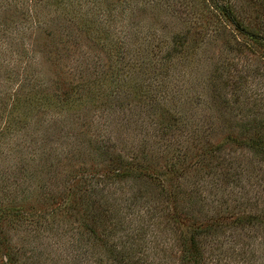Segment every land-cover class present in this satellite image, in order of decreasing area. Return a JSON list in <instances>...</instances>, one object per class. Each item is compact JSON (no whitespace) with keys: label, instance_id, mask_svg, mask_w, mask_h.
I'll return each mask as SVG.
<instances>
[{"label":"trees","instance_id":"trees-1","mask_svg":"<svg viewBox=\"0 0 264 264\" xmlns=\"http://www.w3.org/2000/svg\"><path fill=\"white\" fill-rule=\"evenodd\" d=\"M53 1L57 3L61 11L54 17L49 14V18L44 19L40 14L42 10L39 8L41 6L39 3L42 2L39 0H0V33L11 35L10 39L0 38V55H10L15 58L21 56L22 52L29 50L26 49V44L29 45L31 41L30 38H27V42L21 40L22 31L31 36L35 27L43 28L45 33L41 40L39 39L38 46L42 47L48 59L53 58L51 61L58 78V83L56 87L54 86L55 91L46 93V91L43 92L44 88L42 89L43 94L37 96L42 84L36 79L35 69L26 66L21 69L17 68L18 60L16 59H13L16 61V64H13L14 68L9 66L11 64L0 61L5 66L7 65L4 70L6 71L5 81L2 83L10 85L16 81L11 93L5 90L4 96L0 95V116L6 120L4 127L0 129V135L8 133L13 122L21 124L17 121H20L22 116L25 117L33 103L35 107L45 101L48 106L68 108L71 105H78L81 99L93 98L95 93L101 96L100 106H97L101 110L99 122H105L108 115H120L130 107V104L131 108H134L137 102H142L144 110H147V106H151L154 107L153 109L166 111L167 104L164 105L165 107L163 104L168 102L167 97L174 99L166 88H170L172 92L175 91L168 84L166 85L162 75L167 72L168 68L170 69L171 65H174V57H189L193 53L194 46L203 40L202 35L206 33L210 35L212 29L214 33H220V23L223 30L229 29L227 33L231 39L235 40V44L244 45L243 50L247 49L264 62V0H247L246 5L249 7L251 16L246 17L239 14L238 7L233 0H188L187 2L183 0L180 2L183 5V11L178 8L179 5L177 6L175 0H143L144 4H151L152 7H156L158 3L163 5L161 7L165 9L163 8L162 11L167 14L176 9V18L182 22L185 21L181 19L182 15L179 13L186 12L189 14L190 21L185 22L182 28L174 32L172 36H165L164 41L161 40L163 45L155 42L150 47L148 46L149 48L147 47L150 49L147 51L150 56L156 58L150 74H144L145 77H142L141 70L140 72L134 70L128 79L137 80L121 83V79L119 81L117 78L124 76L120 75L121 67H118V64L125 59L124 52L119 47L132 40L131 38L140 39L142 37L133 36L131 30L126 31L121 24L116 25L115 22L123 18L126 13L129 17L133 16L131 5L134 0ZM16 9H19L21 17H24L27 22L19 30H17L19 25L15 20L18 16L13 13ZM72 13L76 14L72 17ZM194 24L200 27L191 31V26ZM54 26L57 27L56 30H53ZM73 27L77 28L90 43L103 41L100 49L106 55L105 63L107 64L105 68L98 66L100 76L110 77V80H115L117 85L124 86L123 88H132L134 92L131 97L127 99L124 95H117L109 98L112 92L110 94L101 92L100 88L95 90L100 76L96 77L93 82L92 79L85 78L83 74L80 78L84 79L80 81H77L79 79L75 75L71 78L66 77L67 74H71L72 69L66 68L60 62L62 56L67 57V52L64 50L72 37ZM212 35L217 36V34ZM238 36L241 40H237ZM75 39L77 38H73L74 43H76ZM211 39H213L212 45L219 44L217 38L212 37ZM105 40L107 43L110 42L108 46ZM230 49L232 47L228 48L229 51ZM236 49L240 51V47ZM34 54H37V51ZM97 58H99L98 55ZM107 67L108 70H106ZM227 69V67L221 68L220 62L215 63L210 76V80L219 83L213 87L212 101L217 111L221 113L223 109L224 111L229 110L235 103L237 105L240 103L237 97L241 95V89L235 85L237 77L230 74V71L226 72ZM223 72L227 73L225 81H221ZM8 87L10 86H7V89ZM225 87L228 88L225 90ZM244 93L248 96L246 91ZM142 97L145 100H142ZM246 109L249 112L254 111L253 103ZM110 112H112L111 115ZM260 113H258L259 116L255 115L247 119L240 131H234V125L227 122L225 125L227 134H224L223 140L217 142L204 140L203 144H200V141L192 139L194 141L192 144L200 145L201 148L197 150L199 152L196 155L186 160L183 159L179 165H176L174 161H172L173 164L166 161L160 167L157 164L165 158L169 151L168 147L171 145L165 129L167 126L174 125V122H165L161 115L157 117L153 114L157 125L151 136L152 139L157 136L155 142L152 139L140 140L131 154L120 152L110 136H102L101 140L96 141L95 144L92 143L90 148V153L95 158L94 169L92 171L87 167L69 169L66 174L67 184L64 185L62 192L57 194L56 200L42 199V207L36 209L35 205H30L27 209H22V207L15 208V205H9V198H2V203H0V264H45L48 260L50 264H87L85 261L87 257H90L88 264H145L146 259L139 257L138 250L134 249L131 232L136 231V233L143 234L144 226L143 223L140 226L139 221L142 217L135 215V211L139 210L134 211V208L140 205L139 209H141L145 204L147 209H155L153 207L155 201L159 204L165 202V212H163L164 209L158 212L166 214L167 218L181 229L178 235L179 250L175 253L178 264H223L222 261L233 262L230 258L239 264H246L251 258L245 253L252 249L259 235H264V188L261 189L264 185L262 172L264 113ZM168 117L176 119L178 116L170 114ZM90 141L88 138L86 143ZM227 148L230 150L227 153L228 157H225L227 154L223 156V150ZM238 149L246 157L245 162L230 168L232 158L229 156ZM67 155L74 156L73 153ZM183 158H186V155H183ZM255 160L257 163L260 162L258 165L260 174L252 170ZM190 168H194L195 173L189 178L187 172ZM51 169L50 165L46 168L47 171ZM86 169L89 171L87 172ZM201 169H207V171L204 173ZM205 176L209 177L211 185H203ZM124 180L135 182L140 186L133 195L131 193V197H119L114 193L112 196L106 191L112 182ZM250 180H255V184L247 182ZM142 181L150 184L147 189L141 188L144 185ZM216 184L224 189L238 186H240L239 189H244L245 184H249L251 188L244 189L243 193L246 192V196L243 200L231 199L230 204H224V201H216L212 197ZM203 188H206L209 194H204ZM45 214L46 216L51 214L54 220L58 215L63 224L68 227L59 233L58 238L61 239L54 241L52 247L50 244L38 247L36 243L30 246L35 239L42 237L40 228H28L29 230H25L24 233L17 234L23 227L14 226L13 223L21 220L23 216H31L39 220ZM56 224L54 228L59 232L60 225L57 222ZM156 224L159 225L160 222ZM70 227L76 231L72 232V237L78 241L76 245L79 248L78 258L76 253L74 255L70 254V250L67 251L68 246L74 245V241L69 242L68 240L67 233ZM118 233L130 240V247L124 246L128 240L123 242L121 248L116 247V242H109L108 238H112L113 234L117 236ZM225 236L226 238L234 236L232 246L224 247V243L227 242L224 241ZM55 244H57L56 247H54ZM210 245L215 246L208 250ZM49 246L50 250H48ZM89 246H91L90 249ZM55 249H62V252L56 251V258L52 254ZM151 263L152 261L148 262V264Z\"/></svg>","mask_w":264,"mask_h":264},{"label":"rangeland","instance_id":"rangeland-1","mask_svg":"<svg viewBox=\"0 0 264 264\" xmlns=\"http://www.w3.org/2000/svg\"><path fill=\"white\" fill-rule=\"evenodd\" d=\"M39 1L42 2L39 3L41 5L39 8L42 10L40 14L44 19L49 18V14L54 17L61 11L59 7H57V3L53 0ZM175 1H177V6L179 5L178 8L183 11V5L180 4L183 0ZM185 1L187 2L188 0ZM233 2L238 7L237 9L242 17L251 16L249 7L246 5L247 0H233ZM153 5H155V3H153ZM161 6L163 5L158 3V5L156 7L153 6V8L151 4H144L143 0H134V3L131 5L133 16L129 17L126 13L123 18L115 22L116 25L121 24L126 31L131 30L133 36L142 37L140 39H137L138 37L131 38L132 40H129L119 47V49L124 52L125 59L118 64V67H121L119 70L120 75L124 76L122 78H117L119 81L121 79V83H126L130 80L134 82L137 80L128 79L134 70H136V72H140L141 70L142 77L150 74L156 58L150 56V53L147 52L150 51L148 48L155 42L158 45H163L161 40L164 41L165 36H172L174 32L182 28L185 22L188 23L190 21L188 19L189 14L186 12L179 13L182 15L181 19L185 21L182 22L179 18H176V9H173L176 12L171 11L167 14L162 11L164 7ZM13 13L15 16H18L15 20L16 24L19 25L17 29L19 30L27 23L25 22L26 19L21 17L19 9L14 10ZM75 14L76 13H72V17ZM56 19L58 20L57 17ZM72 24H74L73 21ZM197 27L200 26L196 24L192 25L191 31ZM55 28L57 29V27L54 26L53 30H56ZM228 30V28L223 30L220 23V33H214L212 29V33H209L210 35H207V33L202 35L203 40L200 41L198 45L194 46L193 53L190 54L189 57H174V65H171L170 69L168 68L167 72L162 75L166 85L168 84V86L175 91L172 92L170 88H166L167 92H170L174 98L171 100L170 97H167L168 102L166 101V103L163 104V106L167 104L166 111L153 109L154 107L151 106H147V110H144L145 107L142 106V102H137L134 108H131L130 104V107L126 108L120 115H111L112 112H110L111 116L108 115L105 122H99L101 110L98 109L99 107L97 106H100L101 96L97 93H95L96 95L93 96V98L91 97V99H89V97H87V100L81 99L78 102L79 106L71 105V107L68 108L57 107L56 105L48 106V103L43 100L42 104L37 107H35L34 103L32 105L30 104L31 108L27 111L28 113H26L25 117L23 118L22 116V119L17 121V123L21 124H14L15 122H13V126L8 130L9 132L0 135V203H2V198L5 197L10 199H8L9 205H15V208L22 207V209H27L28 206L35 205L37 209L42 207V199L47 201L56 200L58 198L57 194L62 192L64 185L67 184L66 174L69 169L76 167H87L90 168V171L94 169L93 162H95V158H93V154L90 153L92 143L95 144L96 141L101 140L102 136H110L111 141H114L120 152L131 154V152L137 148L140 140L152 139V131L155 125H157L154 116L159 117L161 115L165 122H174L173 126H167L165 129L171 145L168 147L169 151L165 158H162V162H157L160 167L166 161H170V164H173L172 161H174L176 165H179L183 159L186 160L188 157L196 155L197 152H199L197 150H200L201 146L192 144L194 143L192 139L200 141V144L204 140H210L212 142L223 140L224 134H227L225 131L227 122H231V124L234 125V131H240L241 128L244 127L247 119L258 115L260 112L264 113V62L247 49L243 50L244 45L235 44V40L229 37L227 33ZM27 32L29 33V31ZM33 32L34 33L30 36L26 34L25 31H22L23 39L21 38V40L25 42H27V38L31 40L28 43L29 45L26 44V49H29L27 52H22L20 54L21 56L17 57L18 59L10 55H0V61L6 64L9 63L11 64L9 66L14 68L13 64H16V61L13 59H16L18 60L17 68L21 69L26 66L30 69H35L37 72L36 79L42 84L37 96H41L45 91L46 93L55 91L54 89L56 87L55 85L58 83V78L57 74L54 73L55 66L52 65L53 63L51 60L53 58L48 59L42 47L38 46L43 33H45L43 28L35 27ZM212 34H217V36ZM71 36L68 46L64 50L67 52V57L62 56L60 62V64L65 65L66 68L69 67L72 69L71 74H67L66 77L71 78L75 75V77L79 79L77 81H80V79H84L83 77L80 78L83 74L85 78L92 79L93 82L94 79L101 74L100 71H98V66L105 68L107 64L105 63L107 61L106 55L100 49V44H103V41L95 44L90 43V41H87L85 36L75 27L72 29ZM73 36L77 38L75 39L76 43H74ZM1 37L10 39L11 35L0 33V38ZM143 37H145V39H143ZM212 37L219 40L218 45L215 43L212 45ZM237 40H241L240 36H238ZM109 43V41L107 43V40H105L106 46H108ZM247 43L252 45L249 41H247ZM235 46L240 47V51L236 49ZM231 47L232 49L229 51L228 48ZM167 50L166 48V51ZM35 51H37V54H34ZM97 55L99 58H97ZM126 61L128 63H126ZM219 62L221 68L224 69L227 67L228 69L226 72L230 71V74H234L235 78L237 77V80L235 81L234 79L233 81H235V85L241 89V95L237 97V100H240L239 105L235 103L229 110L224 111L223 109L222 113L221 111H217L212 101L213 87L215 84L219 83L215 80H210L212 67L215 63ZM4 66L5 64L0 62V95L3 96L5 90H9V93L14 90L15 87L13 86L16 82L13 81L10 85L2 83L5 81L4 76H6V71L4 70L7 65ZM108 69L107 67L106 70ZM226 72L222 73L221 81H225L227 76ZM242 73L243 75H241ZM99 78L100 80L96 82L99 84L95 85V90L100 88L101 92L109 94L112 92L109 98H112V96L124 95V97L128 99L134 92L132 88L118 86L115 80H110V77L105 78L104 76H100ZM226 82L228 83V81ZM224 83L225 82H223V84ZM220 85H222V82H220ZM7 86L10 87L7 89ZM226 88L228 87H225V90ZM42 89H44L43 92ZM245 91L249 97L245 95ZM135 92L137 93L138 91ZM142 100H145L144 97H142ZM132 103H134V101ZM252 103L254 111L249 112L246 107L250 106ZM161 112L164 113L162 114ZM153 114L155 115L153 116ZM170 114H174L178 117L176 119L169 118L168 116ZM5 122L6 120L0 116V129L4 127ZM88 138H90L91 141L87 144ZM156 138L157 136L155 139H152V141L155 142ZM229 150L228 148L223 150V156L227 154ZM70 153H73L74 156L69 157L67 154ZM183 155H186V158H183ZM225 157H228V154ZM229 158H232L230 168H234L238 163H240V165L244 164L246 159L240 149L236 152H232ZM234 158H237V160H234ZM256 160L253 162L252 170L260 174L261 172H258V165L260 162L257 163ZM49 165L52 167L51 171L46 170ZM262 168L264 174V165ZM202 169L201 171L204 173L207 171V169ZM88 171L89 170H87V172ZM188 173L190 178L195 173V169L190 168L187 174ZM258 177H260V175ZM242 180L245 181L244 177H242ZM203 181L205 182L203 185H211L212 183L208 176H205ZM142 182L144 185L141 186V188L147 189L150 184L146 181ZM247 182L255 184L256 181L250 180ZM216 185L212 197L215 198L216 201H224V204H230L232 202L231 199L235 201L243 200L244 196H246V192L243 193L244 189L247 190L251 188L249 184H245L246 187L244 189H239L238 187L240 186L224 189L222 186L220 188L219 184ZM139 188L140 186L137 183L124 180L112 182L106 191H108L109 194L111 193L112 196H114V193L119 197H131ZM263 188L264 185L261 189ZM203 189L204 194H209L206 188ZM155 202L153 203L155 209L149 210L145 204L141 209H139L140 205H136L134 208V211L136 209L139 210L138 212L135 211V215L142 217L139 221L140 226L142 223L144 224L142 230L143 234L136 233V231L131 232L134 239V249L138 250L137 255L139 257L144 260L146 259L147 263L145 264H148L150 261H152L151 264H178L175 253L179 250L178 235L181 229L168 219L166 214L158 212L159 210L163 211V209V212H165V202L162 204ZM150 216H152L151 221H149ZM21 218V220L13 223L14 226L23 227L17 234L24 233L25 230L37 228H40V233L42 234V237L40 239H35V242L30 246H34L36 243L38 247L47 244H50L52 247L54 241H59L61 239L58 238L59 233H62L63 229L65 231L66 227H68L63 224L58 215L55 220L52 218L51 214L48 216L45 214V216L39 220L31 216H23ZM56 222L60 225L59 232L54 228L55 225H57ZM135 222L137 223L138 221ZM156 222H160V224L158 225ZM165 226L167 227L165 228ZM57 232L58 234L54 235ZM72 232L76 231L70 227L67 233L68 240L69 242L71 240L74 241V245L68 246L67 251L70 250V254L74 255L76 253L78 258L79 248L76 246L78 245V241H75L76 239L72 237ZM233 237L234 236L224 237V241H227L224 243V247L232 246ZM16 238V241H18V237ZM258 239H256L252 249L245 253L251 258L246 264H264V235H259ZM108 240L109 242H116V247L121 248L123 242L128 240V238L118 233L117 236L113 234L112 238L109 237ZM50 246L48 250H50ZM56 246L57 244L54 245V247ZM124 246L130 247V240H128L127 244ZM214 246L215 245L208 246V250L213 249ZM90 248L91 246H89V249ZM56 251L62 252V249H55V251L52 252L54 258H56L57 255ZM89 258L87 257L85 260L87 264L89 263ZM230 260H233V262L222 261V263L236 264L237 262L234 261L233 258H230ZM45 264H50V261L48 260ZM237 264H239V262H237Z\"/></svg>","mask_w":264,"mask_h":264}]
</instances>
